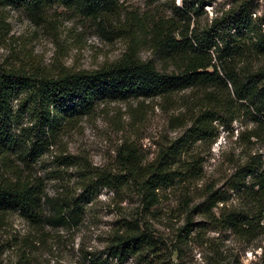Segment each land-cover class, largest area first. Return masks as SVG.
<instances>
[{"label":"trees","instance_id":"16d2710c","mask_svg":"<svg viewBox=\"0 0 264 264\" xmlns=\"http://www.w3.org/2000/svg\"><path fill=\"white\" fill-rule=\"evenodd\" d=\"M252 2L233 3L201 24L194 18L203 12L204 0L173 3L172 16L158 19L121 11L119 0H0V7L20 6L39 20L56 4L72 8L99 26L116 24L128 39L122 57L94 70H23L0 63V228L14 214L24 221L22 233L4 240L21 262L36 260L35 249L47 244V227L76 226L84 213L80 197L98 188L117 190L130 183L148 210L168 189L180 186L189 204L192 186L198 188L204 175V157L193 152V146L212 143L220 127L227 128L239 117L251 124L240 134L248 152L233 161L229 183L240 205L223 203L216 221L247 242L259 235L264 241V13L253 17ZM141 48L151 49L158 61L142 59ZM178 96L185 109L171 121L189 126L161 145L152 161L144 163L134 146L124 142L117 151L118 171L90 174L81 165L80 193L67 183L49 193L45 179L32 172L34 160L50 152L66 131L83 116L93 115L99 105L117 101L131 111L130 101L141 108L147 99L159 97L164 104L176 105ZM55 157L65 167L74 163L71 155ZM205 200L211 210L224 197L211 188ZM140 224L123 221L111 231L104 257L87 253L88 263L83 259L78 264L156 255L157 240ZM261 249L259 264H264V245Z\"/></svg>","mask_w":264,"mask_h":264},{"label":"rangeland","instance_id":"374dc122","mask_svg":"<svg viewBox=\"0 0 264 264\" xmlns=\"http://www.w3.org/2000/svg\"><path fill=\"white\" fill-rule=\"evenodd\" d=\"M119 1L121 11L156 19L171 17L173 3L176 6L181 3V0ZM204 1L203 12L194 18L201 24L240 2ZM250 6L253 17L264 13L263 0H253ZM127 42L116 24L99 26L62 5L52 6L40 20L20 6L0 7V63L6 68L94 70L122 57ZM139 56L158 61L151 49L141 48ZM176 102V105L164 104L161 98L155 97L138 108L137 101H130L131 111L117 101L101 104L93 115L83 116L78 125L66 131L50 152L34 160L31 170L45 179L49 193L53 194L60 183H67L80 193L78 170L81 165L89 169L90 174L102 169L118 171L117 151L124 142L134 146L144 163L152 161L161 145L177 138L189 126L171 121L185 109L179 96ZM249 125L247 118L239 117L227 128L220 127L212 143L197 142L193 146L192 151L204 157V175L198 188L192 186L193 200L189 204L182 199L180 186L168 189L160 203L148 210L130 183L118 185L121 187L117 190L98 188L92 195L80 197L84 200V213L76 226L58 230L47 227L50 231L47 244L35 249L36 260L32 264H78L83 259L88 263V255L84 256L92 252L102 253L104 257L102 251L111 231L132 219L140 220L142 228L157 240V254L149 253L144 260L130 256L121 263L108 260L110 264H259L264 245L262 236L247 242L216 221L223 203L240 205L229 183L234 171L233 161L248 152L240 134ZM257 147L254 145L253 150ZM59 154L71 155L74 163L68 167L59 165ZM211 188L224 197V202H218L209 210L205 197ZM24 228V221L16 214L0 228V264H24L19 260V253L5 242L7 237L17 231L22 233Z\"/></svg>","mask_w":264,"mask_h":264}]
</instances>
